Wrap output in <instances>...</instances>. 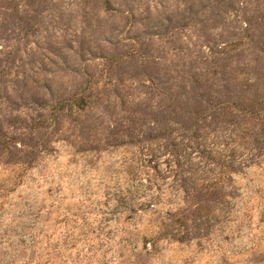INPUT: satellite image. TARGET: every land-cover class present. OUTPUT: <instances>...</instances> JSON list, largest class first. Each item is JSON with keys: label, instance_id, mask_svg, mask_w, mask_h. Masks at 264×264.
Here are the masks:
<instances>
[{"label": "rangeland", "instance_id": "1", "mask_svg": "<svg viewBox=\"0 0 264 264\" xmlns=\"http://www.w3.org/2000/svg\"><path fill=\"white\" fill-rule=\"evenodd\" d=\"M0 264H264V0H0Z\"/></svg>", "mask_w": 264, "mask_h": 264}]
</instances>
